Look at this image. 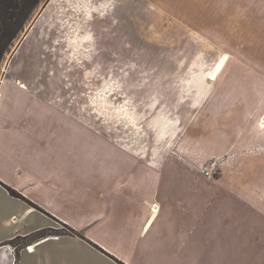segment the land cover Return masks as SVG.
<instances>
[{
  "label": "rangeland",
  "instance_id": "374dc122",
  "mask_svg": "<svg viewBox=\"0 0 264 264\" xmlns=\"http://www.w3.org/2000/svg\"><path fill=\"white\" fill-rule=\"evenodd\" d=\"M246 5L247 0H42L25 27L45 9L27 37L20 44L21 32L1 61L0 113L17 109L19 101L32 107L21 115L73 119L80 147L95 149L96 165L120 149L144 151L147 160L148 149L159 153V165L175 159L207 180L229 177L221 154L230 148L238 121L231 109L218 106L222 97L223 103L229 99L232 58L245 60L249 49ZM214 70L219 74L213 79ZM6 136L0 131V174L16 185H42L28 192L80 228L103 212L100 189L89 190L51 157L41 170L33 169L30 153ZM9 196L0 189V206L9 204ZM93 202L99 203L95 209ZM9 245L14 258L18 246Z\"/></svg>",
  "mask_w": 264,
  "mask_h": 264
},
{
  "label": "crops",
  "instance_id": "0c3cea01",
  "mask_svg": "<svg viewBox=\"0 0 264 264\" xmlns=\"http://www.w3.org/2000/svg\"><path fill=\"white\" fill-rule=\"evenodd\" d=\"M250 3L249 49L244 61L232 58L229 99L218 106L238 121L221 154L229 177L207 180L175 159L159 165V153L148 149L147 160L144 151L120 149L96 165L95 149L80 147L73 119L24 116L32 107L18 101L0 113V131L30 153L33 169L51 157L89 190L100 189L103 212L80 228L28 192L42 185H16L0 174V189L10 194L0 206V245L18 246L14 258L2 248L0 264H264V0ZM63 126L66 133H58Z\"/></svg>",
  "mask_w": 264,
  "mask_h": 264
},
{
  "label": "trees",
  "instance_id": "16d2710c",
  "mask_svg": "<svg viewBox=\"0 0 264 264\" xmlns=\"http://www.w3.org/2000/svg\"><path fill=\"white\" fill-rule=\"evenodd\" d=\"M42 0H0V64ZM15 196L16 191L10 190Z\"/></svg>",
  "mask_w": 264,
  "mask_h": 264
},
{
  "label": "water",
  "instance_id": "95a60500",
  "mask_svg": "<svg viewBox=\"0 0 264 264\" xmlns=\"http://www.w3.org/2000/svg\"><path fill=\"white\" fill-rule=\"evenodd\" d=\"M45 9V7H42V9L40 10V12L38 13L37 17L35 18V20L33 21L32 24H30L28 27H25L24 30L22 31V35H21V41L20 44L23 42V40L27 37V35L29 34L30 30L32 29V27L34 26L35 22L37 21V19L41 16L43 10ZM20 44L17 46V48L14 50L13 53H15V51L18 49V47L20 46ZM12 52L11 50L9 51V53Z\"/></svg>",
  "mask_w": 264,
  "mask_h": 264
},
{
  "label": "bare ground",
  "instance_id": "6f19581e",
  "mask_svg": "<svg viewBox=\"0 0 264 264\" xmlns=\"http://www.w3.org/2000/svg\"><path fill=\"white\" fill-rule=\"evenodd\" d=\"M222 65H223V61H221V62L219 63V67L221 68ZM215 77H217V75H216V71L211 72V74H210V78H213V79H214Z\"/></svg>",
  "mask_w": 264,
  "mask_h": 264
},
{
  "label": "built area",
  "instance_id": "2783aa9c",
  "mask_svg": "<svg viewBox=\"0 0 264 264\" xmlns=\"http://www.w3.org/2000/svg\"><path fill=\"white\" fill-rule=\"evenodd\" d=\"M4 247H8L9 249H10V247H11V245H4V246H0V250L2 249V248H4ZM30 247L31 246H29L28 248L30 249ZM10 253L12 254L13 252H12V249H10Z\"/></svg>",
  "mask_w": 264,
  "mask_h": 264
}]
</instances>
